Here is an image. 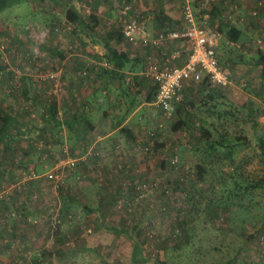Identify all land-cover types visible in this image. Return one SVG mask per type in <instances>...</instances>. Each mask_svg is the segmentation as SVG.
Instances as JSON below:
<instances>
[{
	"label": "rangeland",
	"instance_id": "rangeland-1",
	"mask_svg": "<svg viewBox=\"0 0 264 264\" xmlns=\"http://www.w3.org/2000/svg\"><path fill=\"white\" fill-rule=\"evenodd\" d=\"M2 1L0 0V4ZM14 1L18 2L0 10V110L6 111L12 119L5 138V141H9L10 144L6 145L5 142H0V173H19L20 177L25 179L21 181V178H11L8 179L9 183L3 182L0 185V205L4 204V201L11 202L13 189H18L20 185H25L26 189L29 187L27 190H22V193L29 191L32 197H36L35 190L40 189L45 190L44 195L47 196L41 205L44 216L41 215V218L35 215L29 217L31 215L25 210L23 215L25 219L20 222L21 224L24 221L23 224L28 225L32 232L43 237L38 248L28 247L24 245L23 241L6 242L5 251L8 255L4 256L5 259L0 258V264H224L229 260V264H262L261 257H264V186L257 182L264 173L263 162L257 146V138L259 136L264 138V100L262 97L253 100V103L252 101L244 102L243 107L240 106V101L235 103L236 101L230 96L228 103L223 100L228 107L226 110L228 111L226 133L229 134V138L235 140L237 137L246 136L249 140V144L238 153V161L241 164L240 172L248 180V183L252 181L256 183L247 189V192L251 194L245 191L246 196L243 197V205L248 204L249 207L229 204L224 209L219 206L223 204L222 198H226L230 193L228 190L231 185V182L226 181L227 186L222 187V175L228 176L232 166L224 164L222 173H214L215 176L213 175L212 178H210L211 174L208 175L212 180L203 178L197 181L198 177L196 178L195 174L197 173V164H203L205 162L203 159L206 156L197 147L195 148L197 133L188 127L191 123L189 120H186L187 127L173 129L178 118L175 110L167 116L168 118L164 119L163 133L159 142L154 141L151 153L146 151V147H143L142 151L147 153L143 160H147V162L149 160V166H146L145 169L149 173H138L140 176L134 178L121 177V173L118 175L126 183L146 179L171 181L170 185L174 189L177 200L174 201L175 196L170 199L162 197L158 190L148 193L143 199H136L135 196L132 197L131 192L125 193V190L122 189L120 192H109L105 195L104 203L113 210L107 212L105 221L103 220L105 229L101 231L100 235L104 242L95 244L97 246L100 243L96 251L86 250L84 254L77 251L76 244L72 240L78 239L79 232L67 233L64 231V227H67L64 225L65 222L64 224H62L63 221L61 222L63 218L61 210L63 204L61 205L59 198L62 194L61 189L55 190L51 182L44 176L51 170L61 171L62 166L66 163L63 165L64 157L60 154L62 153L60 147L56 148V153L59 154L58 158H50L49 152L53 150L46 143L48 137L45 135V128L47 127L46 118L50 117L49 106L59 102L55 99L60 91L58 90V93L55 94L53 90L55 85L59 86L61 82L60 60L65 57L66 52L76 51L72 42L74 38L76 39L75 28H69L65 22L66 5L64 0L53 2L29 0L34 2V6L36 5V14H32L33 11L30 9L31 5L29 6L28 0ZM111 2L117 3V0ZM71 3L75 9L77 7L80 11L84 10L82 4L77 6V2ZM17 7H19V11L15 12ZM84 11L86 13V10ZM90 11L92 10L90 9ZM49 13L51 17L48 15ZM227 40L223 35L217 49L221 66H223L221 53L227 51ZM232 52L235 53L233 57L238 59L237 51L233 50ZM54 72H58L59 80L56 79L57 76L51 78L50 74ZM243 87L245 86L242 85ZM37 89H41L42 92L40 96L37 92L36 95L39 96V99L35 100L33 95ZM43 91H46L45 95ZM199 100L201 111L210 112L208 109L213 107L206 101L205 96ZM176 108H179L180 115H185L187 119L184 106L175 103ZM247 108L261 113L260 126L256 127L257 124H255V129L246 123L245 111L247 112ZM206 123L209 122L206 120ZM195 133L196 135H193ZM19 140L26 145L20 147L15 143H18ZM28 143L33 144V148L38 151L37 156L34 154L33 161H29L26 157L29 155ZM24 150H27V153L23 152ZM18 153L25 156V160L29 162H22V160L19 162L16 156ZM174 153L179 156L178 167H169L166 164L162 166L161 162L163 160L168 162ZM147 162L144 163L147 164ZM141 163L143 165V162ZM208 163L209 161H207ZM32 172L36 174V177L30 176ZM125 175L128 174L125 173ZM234 176L236 177L235 174ZM173 178L180 186L176 185V180L173 181ZM194 181L197 183L194 184ZM73 183L74 186L82 187L78 180ZM197 187L199 190H196ZM30 188H33L32 191L29 190ZM184 192L188 195H185V199H183ZM74 196H78L77 193ZM21 197L25 199L26 195L23 193ZM187 197L192 199L190 200L192 203L196 201L194 207L190 201H186ZM233 199L234 196L229 201L231 202ZM129 200L138 205L133 204L130 207L131 210L125 209L126 201ZM163 201L169 202L170 208L166 204L169 208L168 212L164 213L166 211L164 210L160 214L158 209ZM70 202L73 203L70 204L73 206L74 212L72 213H76V206L80 203L83 204L80 197L76 198L74 202ZM88 205H90V201H87L83 208L88 209ZM51 209L53 217H51V212L49 213ZM187 209H190L188 215ZM3 210L0 211V224H10L16 218L17 211L20 212L18 209L12 215L11 209L4 208ZM136 210L140 214L135 215ZM143 213L145 215L152 213L154 221L152 223L155 225V229L159 230L153 229L154 231L151 232L152 229H149V226L143 234H138L131 228L139 225L136 219H140ZM59 215L60 227L54 229L53 222L57 223ZM78 216L74 214L68 225L71 227L75 225ZM114 216L116 217L114 218ZM119 216L121 227L117 224L115 226L119 227L118 231L122 233L117 234L111 230L113 227L109 229L112 224L107 225L112 222L114 224ZM172 218L175 219L172 221ZM176 218L186 221L188 226L185 231L179 229L178 235L173 236L175 228L170 224H174ZM258 223L261 226H256ZM19 229H21L20 226L15 225L16 232L12 237L9 236L12 232L8 236L12 239L19 236ZM77 234L78 236H76ZM88 234L90 233H86V235ZM68 236L69 247L63 242ZM105 245L108 250L104 248ZM240 245H245L243 251L238 250Z\"/></svg>",
	"mask_w": 264,
	"mask_h": 264
},
{
	"label": "crops",
	"instance_id": "crops-1",
	"mask_svg": "<svg viewBox=\"0 0 264 264\" xmlns=\"http://www.w3.org/2000/svg\"><path fill=\"white\" fill-rule=\"evenodd\" d=\"M35 1L43 2L44 0ZM64 1L65 5L70 1L77 2V6L82 4V9L88 11L85 13L84 10L80 11L76 7L81 18L80 22H69L65 17L69 28H75L76 39L74 38L72 42L76 51L66 52L67 56L61 57L59 63L61 82L59 86L55 85L56 89L53 90L55 94L58 93V90L60 91L55 99L59 102L49 106L50 117L46 118L45 135L48 137L46 143L53 150L49 152L50 158H58L59 154L56 153V148L60 147L62 152L60 154L64 157L63 165L66 162L61 169L66 172L67 177L59 188L62 192L59 198L61 205L63 204L61 222L63 221L62 224L65 222L64 225L67 227H64V231L67 233L79 232L78 239L72 241L75 242L77 251L84 254L86 250L96 251L97 246L104 242L100 235L101 231L105 229L103 220L105 221L107 212L113 210L104 203L105 195L109 192L121 191L126 183L121 179L122 176L134 178L140 176L138 173H149L145 169L146 166H149V160L148 162L143 160L147 154L142 151L143 147L148 148L154 145V141L159 142L163 133L165 116L154 102L156 85L146 73L148 64L165 63L160 52L163 50L167 53L179 51V55L172 58L170 63L180 65L186 59L189 46L177 40L167 39L161 50H158L141 43H131L125 40L121 34L119 22L120 5L123 0H117V3H112V0ZM190 1L194 7H197L199 0ZM207 1L209 16L205 18L197 15L196 24L215 29L217 24L222 23L241 33L239 41L227 40V51L221 53L222 67H225L224 70L231 76L234 88L229 90L215 85L207 81L205 77L202 78V82L188 80L184 85L181 99L176 104L184 106L187 119L195 123V126L203 124L201 122L205 120L216 121L218 113L220 119L216 122L221 124L224 122L226 126L228 107L223 100L228 103L230 96L236 101L235 103L240 101L241 107L244 102L252 101L253 103V100L260 97L264 100V85L261 82L260 67L256 65L257 50L259 49L256 40L260 37L264 39V10L258 6V0ZM29 3L30 9L33 11L32 14H36V5L34 6V2L31 1ZM184 3L185 0H134L135 8L141 12L146 28L152 33L178 27L183 19ZM17 11H19V7L16 8L15 12ZM48 15L51 17L50 13ZM88 15H93L94 18L88 20L86 19ZM84 20L87 22L84 23ZM233 50L237 51L238 59L233 57L235 54H233ZM57 73L54 72L50 75L57 76L56 79L59 80ZM242 85L245 87L242 88ZM37 92L40 96L42 91L37 89L36 93L34 92V97L37 96ZM43 92L45 95L46 91ZM204 96L210 104L216 101V113H213L212 110L205 113L201 111L199 98L202 99ZM245 115L247 116L246 123L250 124L252 129H255V124H257L256 127L260 126L261 113L259 111L247 108ZM15 143L20 147L26 145L21 140ZM28 146L29 155L26 157L29 161H33L34 154L37 156L38 151L33 148V144L28 143ZM23 152L27 153V150ZM16 156L19 162L21 160L29 162L22 154L18 153ZM73 160L76 165L71 167L67 162ZM118 173H121V177ZM12 174L0 173V185L3 182L9 183L8 179L11 178H21V181L25 179L20 177L19 173ZM76 180L81 183L82 187L74 186L73 182ZM18 189H13L11 202L4 201V204L0 205V211H4V208L11 209L12 215L18 209L20 210L15 214V221L12 220L10 224H0V258L2 259L8 255L5 251L6 242L23 241L24 245L28 247L38 248L43 239L38 233L32 232L28 225L23 224L24 221L21 224L20 222L25 219L23 216L25 210L31 215L29 217L35 215L41 218V215L44 216L41 205L47 196L44 195L46 191L34 189L36 197H32L29 191L23 192L26 195L24 199L21 196L23 195L22 190H27L26 186L20 185ZM32 189L29 190L32 191ZM73 193H77L78 196H74ZM79 197L83 204L80 203L76 206V213H72L74 212L73 206L70 204L73 203L70 201L74 202ZM87 201H90L88 209L83 208ZM146 207L144 206V208ZM50 212L52 214V209ZM74 214L79 216L75 225L71 227L68 224ZM136 214H140V212L136 210ZM66 216L69 218L66 219ZM119 218L120 216L116 218L118 220L114 224L112 222L107 225L112 224L109 229L113 227L111 230L117 234L122 233L118 231L119 227L115 226L117 224L121 227L122 223ZM137 221L140 225V219H136ZM17 224L21 228L19 229L20 235L12 239L10 237L16 232L14 226ZM59 224L60 215L55 229L60 227ZM11 232L12 234L9 235ZM86 233L90 234L86 235ZM63 242L69 247V236ZM98 242L100 243L95 246Z\"/></svg>",
	"mask_w": 264,
	"mask_h": 264
},
{
	"label": "built area",
	"instance_id": "built-area-1",
	"mask_svg": "<svg viewBox=\"0 0 264 264\" xmlns=\"http://www.w3.org/2000/svg\"><path fill=\"white\" fill-rule=\"evenodd\" d=\"M208 4L207 0H199L197 7H194L190 0H185L181 24L176 28L157 33H152L146 28L141 12L134 6V0H123L120 5L121 34L128 42L141 43L158 50H161L167 39L177 40L189 46L186 59L180 65L170 63L172 58L179 55V51L167 53L162 50L160 52L165 59V63H150L146 68V73L156 85L155 105L161 109L165 117L174 112L175 102L181 98L184 85L188 80L199 81L206 77L208 81L215 85L228 89L233 87L231 76L221 66L217 56L222 34L216 29L196 24L197 15L205 18L209 16ZM257 4L264 10V0H258ZM256 44L264 50L263 39H257ZM104 66H106V63H104ZM74 162L73 160L67 162V164L74 166ZM171 162L176 164L177 157L175 156ZM30 176L36 177V174L32 172ZM44 176L51 182L54 189H59L67 174L65 171L55 169L46 172ZM124 188L134 191L136 199H143L148 193L157 190L160 193L164 191L165 194L171 195V198L175 196L177 199L173 187L171 185L169 187L162 186L158 179L127 182L124 183ZM131 200H129L130 202L126 201L127 207L131 204ZM161 210L164 211L165 208L162 207ZM55 225V222H53V227ZM153 231L152 229L151 232Z\"/></svg>",
	"mask_w": 264,
	"mask_h": 264
},
{
	"label": "trees",
	"instance_id": "trees-1",
	"mask_svg": "<svg viewBox=\"0 0 264 264\" xmlns=\"http://www.w3.org/2000/svg\"><path fill=\"white\" fill-rule=\"evenodd\" d=\"M16 2H18V1L3 0L1 2V4H0V10L3 9L4 7L9 6V5H11L13 3H16ZM65 17H66V19L69 22H77V21L80 22V19H81L80 15L78 14L76 9L72 5L71 1L66 5ZM90 18L92 19V18H94V16L93 15L86 16V19L89 20ZM85 22H87V21L84 20V23ZM215 29L217 31H219L222 34V36L224 35L229 41L237 42V41H239L241 39V35H240L241 33L238 30L234 29L233 27L229 28L226 24L225 25L222 24V23H220V25L217 24L215 26ZM258 39H263V38H258ZM257 47L259 48L258 45H257ZM260 50L263 51L261 48H259L257 50L258 51V58L256 60V65L260 67L261 82H262V85H264V51L261 52ZM203 79H200L199 81H196V82H202ZM33 98L35 100H38L39 96L37 95V96H35ZM175 103H177V101ZM216 106H217V103H216V101H214V103L212 104L213 108H209L208 111L212 110L213 113H216L215 112ZM175 110H176L175 114H178V118H177L176 122L173 125V129L176 130L177 128L178 129H182L183 127H187L186 126V123H187L186 120H188V119H186L185 115L184 116L180 115L181 111H180L179 108H176ZM165 118H168V117H165ZM219 119H220V114L218 113V115L216 116L215 120L219 121ZM11 120L12 119H11L10 114H8L6 111L1 109L0 110V142H5L6 145L10 144L9 141H5V138H6L7 134H8V131H9V128H10V124H11ZM216 121H211V122L208 121L209 123H206V120H205L204 122H201L203 124H199L198 126H195V123H193V122L189 123L191 126L188 125V127H190L194 132L197 133V139H196V142H195V144H196L195 148L197 147L199 149V151H201L202 154H204L206 156L205 159H203L205 161V162H203V164H197V173H195L196 174V178L198 177L197 181L202 180L203 178L208 180L207 178H209L208 177L209 174H211L210 178H212L214 173H222L223 172L222 171L223 167L226 164H228L229 166L233 167L232 169L231 168L229 169L230 170L229 171V175L228 176H226V174H223V175L221 174V175H222V179H223L222 187L225 186L227 182H231V185L229 186L230 190H228V192H230V193L226 196V198H224V197L222 198L223 204L219 205V206H220V208L223 207L224 209H226L229 206V204H238V205L243 206V207H249L248 204L246 206L243 205V203H244L243 202L244 201L243 197L245 195V191L247 192L248 187L249 186L253 187L256 183H253V181L248 183V180L240 172L239 166H241V164L238 161V159H239L238 153L240 152V150L242 148H244L245 146H247L249 144V140H248V138L246 136L237 137L235 140H232V138L230 139L229 138V134L226 133L227 129H226L225 123L223 122V124H221V123H218ZM196 133L193 134V135H196ZM153 146L151 145V147H148L146 149V151L151 152V150L153 149ZM257 146H258V149H259V152H260V156H261V159H262V162H263V167H264V138L262 136H259L257 138ZM175 156L177 157V162H176V164H173L171 162V160ZM207 161H209L208 164H207ZM178 162H179V156H178L177 153H174L169 158L168 162L163 160L161 163H162V166H164L166 164L169 167H175L176 168V167H178ZM208 172H210V173H208ZM182 173H184V172H182ZM234 174L236 175V177L234 176ZM191 176H193V175L191 174ZM210 178H209V180H212ZM149 180H151V179H149ZM175 180L176 179H174L173 181H175ZM159 181H160L161 185L165 186V187H169V185L171 184V181H167L166 180V182H164L162 179H159ZM197 181H194L195 182L194 184H196ZM257 182L259 184H262V186H264V173L257 180ZM175 183H176V185H179L177 183V180L175 181ZM122 190H125L126 192H131L132 197H134V191H132L131 189H127L126 190L123 187ZM196 190H199V187H197ZM184 193L185 194H184L183 199H185V195H187L186 192H184ZM247 193L251 194L249 192H247ZM160 195L162 197L167 198V199L171 198V195L165 194L164 191H162L160 193ZM233 196H234V199L230 202L229 199L232 198ZM131 199L133 200V198H131ZM176 200L177 199L175 198L174 201H176ZM190 200H192V199L187 197L186 201L189 202ZM190 203L194 207V204L196 203V201L193 202V203H192V201H190ZM133 204L134 205L136 204V206L138 205L135 202H131L129 207L126 206L125 209L131 210L130 207H132ZM166 204L168 206L170 205L169 202H165V201L162 202L161 207H164L166 211L165 212L162 211L161 207H160L158 209L160 211L159 212L160 214L162 212H164V213L168 212V209L170 208V206L168 208L166 206ZM149 210H152V209L149 208ZM187 210H188V212H186V213L188 215L190 209H187ZM149 212H151V211H149ZM174 219L175 218H172V221ZM152 221H153L152 213H149L148 215H145L143 213V216L140 218V222H141L140 225L141 226L143 225V227H141L140 225L139 226L137 225V227L133 226L131 228L136 230L138 234H143L145 231L148 230L149 226H150L149 229L156 230L155 229V225L152 223ZM259 225L260 224L258 223L256 226H259ZM170 226L175 228L174 229L175 232L172 235L173 236H177L178 233H179V229L185 231L187 229L188 224H187L186 221H182V220L176 218L175 223L174 224H170ZM53 228L55 229V227H53ZM157 230H159V229H157ZM244 249H245V245H240L238 247L239 251H243ZM229 263H230V260L226 261V263H224V264H229ZM261 263L264 264V257H261ZM220 264H222V263H220Z\"/></svg>",
	"mask_w": 264,
	"mask_h": 264
}]
</instances>
